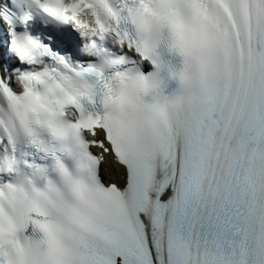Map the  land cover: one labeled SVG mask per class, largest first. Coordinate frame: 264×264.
Masks as SVG:
<instances>
[{
  "label": "snow or ice",
  "instance_id": "obj_1",
  "mask_svg": "<svg viewBox=\"0 0 264 264\" xmlns=\"http://www.w3.org/2000/svg\"><path fill=\"white\" fill-rule=\"evenodd\" d=\"M0 264H264V0H0Z\"/></svg>",
  "mask_w": 264,
  "mask_h": 264
}]
</instances>
